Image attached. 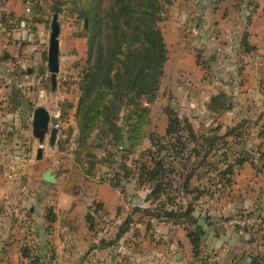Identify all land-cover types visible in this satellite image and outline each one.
I'll return each instance as SVG.
<instances>
[{"label":"rangeland","instance_id":"rangeland-1","mask_svg":"<svg viewBox=\"0 0 264 264\" xmlns=\"http://www.w3.org/2000/svg\"><path fill=\"white\" fill-rule=\"evenodd\" d=\"M22 1L31 10L28 17L33 25L30 26L29 34L20 35L17 41L22 45L28 44L32 49L30 54H25L29 59L18 79L24 86V99L21 102L25 106L23 109L20 105L13 108L11 102L9 106L8 102L13 98L11 95L9 98L4 96L1 104V111H18L11 121L8 117L7 121L2 122L5 126L0 131V166L5 172L7 189L2 197L7 202L5 213L11 219L12 227H17V231H11L13 235L17 233L20 237L31 233L33 230L29 229V224L33 222L32 218H36V215L45 218V214L48 217L57 205L63 207L59 210V216L63 217L66 214L64 207L68 201L73 202L71 211L78 222L84 212L92 213L99 203L101 210L95 218L97 227L96 236H93L98 241L104 238L107 241L105 243L113 242L123 221L130 214L133 224L130 233L142 236L146 230L147 241L151 246L159 245V249L169 248L166 244L178 237V229L198 232L200 245H203L200 259L191 260L183 252L179 260L181 264H205L211 259L214 250L209 248L213 243L218 244L220 238V243L229 247L225 264H264V47L261 50L258 48L254 56L259 58L254 68L252 61L256 59H245L246 55L239 49L242 33L228 38L230 31H236L234 28L240 24L241 16L235 17L234 22L237 23L233 30L227 27V36L220 37L222 31L208 36L203 29H198L196 20L201 18V11H213L214 3L210 0H172L164 13V20L159 27L165 37L168 58L155 99L144 105L149 113L148 122L142 129L143 135L147 136L151 132L164 135L166 116L163 111L166 107L187 118L198 136H221L226 129L231 128L236 132L235 139L228 138L226 145L219 144V149L206 159L205 165L195 169L196 176L190 183V189H197L201 194L183 193L181 184L185 175H178L171 182L169 191L160 198V203L150 204L145 202L150 191L148 187H137L133 180L121 182L119 189L111 187L114 180L112 172L116 166L113 162L110 166L101 165L103 159L120 161L121 153L118 150H122L125 144L115 149L105 145L104 141V148L97 149L96 130L88 135L85 146L80 148L77 142L75 107L80 95L78 83L86 60L85 22L71 12L70 4L62 6L60 13H57L60 28L59 70L55 88L52 89L47 70V48L53 17L51 9L57 0ZM196 1L201 4L200 9ZM202 2L206 8H202ZM235 2L239 12L244 15L242 17L248 19L250 16L247 13L254 9L256 1L243 0V5L242 0ZM19 20L26 21L23 18ZM215 36V42L211 47L208 46V40ZM220 90L227 93L224 107L218 112L209 113L211 110H206L204 104L210 93ZM180 98L182 101L178 100ZM38 107L49 113V131L53 127L58 129L53 146L48 143L49 131L41 145L32 136L33 111ZM39 147L43 152L41 159L37 160L36 151ZM150 148L149 141L144 140L140 148L132 150V154L127 156L125 164L134 169L140 160H145L140 153ZM88 153H92L94 158ZM239 156L249 157V162L233 169V175L229 178L231 185L226 186L224 183L227 178H222L221 173ZM197 162V159L192 158L187 167L194 169ZM182 164L184 162L174 163L176 171H187L181 169ZM49 169L51 175H55V184H48L41 179ZM189 202L194 208L196 223L173 222L179 227L175 230L163 228L156 231L154 223L144 228L146 221L142 219L141 213L133 212L137 205L148 206L153 211H168L178 210V206L185 208ZM108 205L112 207L109 211ZM14 210H17V214ZM137 222L141 223L139 228L134 225ZM119 242L125 243L124 239ZM39 247L34 244L32 250ZM118 255L121 262L128 261V254ZM8 260L9 257H0V264H8ZM50 260L46 259L42 264H50ZM12 262L19 264L15 260L9 264ZM168 262L175 264L173 255L169 256Z\"/></svg>","mask_w":264,"mask_h":264},{"label":"trees","instance_id":"trees-1","mask_svg":"<svg viewBox=\"0 0 264 264\" xmlns=\"http://www.w3.org/2000/svg\"><path fill=\"white\" fill-rule=\"evenodd\" d=\"M67 4L72 6V13L86 22V60L78 83L80 95L75 107L77 142L80 148L86 145L92 130H96L97 149L103 147L104 141L105 145L115 149H119L120 144H125L122 150H118L121 153L120 161L103 159L101 165L110 166L113 162L116 166L112 172L114 180L112 179L111 187L119 189L121 182L131 180L137 187H148L150 191L145 201L150 204L160 203V198L169 191L171 182L178 175H185L181 184L183 193H199L197 189L189 187L195 176V169L205 165L206 159L217 152L219 144L226 145L228 138L235 139L236 130L226 129L221 136H198L187 118L166 107L163 111L167 117L164 135L151 132L144 136L142 131L148 122L149 113L144 105L155 99L168 58L159 24L164 20V13L171 6L172 0H57L51 9L53 15L60 13L62 6ZM241 45L246 54L255 51L254 47L248 45L245 36ZM225 98L223 93L212 96L207 109L218 112V109L224 107ZM144 140H148L152 148L140 153L145 160H140L133 169L125 164L126 158L132 154V150L140 148ZM76 154L79 155L78 152ZM88 154L94 158L92 153ZM192 158L198 160L194 169L187 167ZM248 158L239 156L232 165L227 166L221 173L222 178H227L224 185H231L229 178L233 175V169L241 168L249 162ZM176 161L184 162L181 169L187 171H176ZM96 207L95 214L100 210L99 205ZM133 212L159 221L191 225L196 223L191 202L185 208L178 206V210L153 211L150 207H135ZM47 218L51 223L55 220L52 213ZM85 221L88 230L96 232L95 217L88 213ZM131 222V218L127 216L115 239L123 236ZM185 231L194 257L200 259V235L196 231ZM107 244L100 243L101 246ZM30 253V248L25 247L21 255L28 260V264H41L42 258Z\"/></svg>","mask_w":264,"mask_h":264},{"label":"crops","instance_id":"crops-1","mask_svg":"<svg viewBox=\"0 0 264 264\" xmlns=\"http://www.w3.org/2000/svg\"><path fill=\"white\" fill-rule=\"evenodd\" d=\"M210 1L214 3L213 11H201L202 19L199 17L196 20L199 25L198 29H203L204 32H206L205 34H207L208 36H214L216 33L222 31V36L220 37H225L227 36V27H230V29L233 30L232 28L237 23L234 22L235 17L240 15V24L236 26V28H234L236 30L234 31V33L230 31L228 38H232L233 34V37H236V33H242L239 49L243 52L244 55H246L245 59H256V61H252L255 68L256 63L258 62L257 59L259 58L254 56L257 55L256 52H258V48L261 50L264 47V0H255L256 3L254 9L251 12L247 13V15L250 16L248 19L242 17L244 15L242 14V12H239L240 10L236 5L237 3L235 2V0H226L227 2L225 0ZM196 2L198 3L199 1ZM202 4L204 3L202 2ZM243 4L244 3L242 0V5ZM197 7L198 9H200L201 4H199ZM203 7L206 8V4L202 5V8ZM176 11L178 13V10ZM241 11H245V9ZM227 13L228 17L226 18ZM29 14V7L24 6L22 0H0V131H3L5 126L4 124H2V122L7 121L8 117H10L11 121L14 117L17 116L16 114L18 112L1 111V108H3L1 104L4 100V96L9 98V95H11L13 97L12 100L10 99V101L8 102L9 106L11 102L13 108L14 106L20 105L23 109V106H25V103L21 102V100L24 99V86L18 82V79L20 78L21 69L24 68L25 62L28 61L27 59H29V56H25V54H30L32 49L28 44L22 45V43H17V41L20 35H28L30 26H33L29 21ZM20 18L26 19V21L19 20ZM256 20H258L257 24H255ZM243 36L246 37L248 45L255 48V51H253L252 53L246 54L244 52V48L241 45ZM215 38L216 36L208 40V46L211 47V44L215 42ZM34 58L36 59V57ZM219 93H223L225 96L227 95L226 92L221 90L210 93L208 101H206L207 103L204 104V108L206 110L210 98ZM178 100L182 101L181 98ZM208 112L211 113L212 111ZM4 173L5 172L3 167L0 166V257L1 259L2 257H9L8 264L12 260H15L16 262L19 261V264H23V262L24 264H28V260L23 259L21 255L22 249L25 247L30 248L31 255H34L35 253L38 256L42 257L41 264L46 259H51L50 264H173L168 262V258L170 255H173L175 264H181V261L179 262V260L181 259L183 252L184 254H187L188 258L191 257V260H197L193 255V248L184 228H182L181 230L178 229L180 233H178V237L175 240H173L172 238L170 239L171 241L167 242L166 246H168L169 248L163 247L162 249H159V245L157 244L151 246L149 241H147V239L145 238L146 230L145 232H143L142 236H138L136 233L134 235L130 233L132 230L130 229V227L131 225H133L132 222L131 224H129L128 230L123 234L121 238H113L112 244L108 245L107 243H105L107 241H104V238L98 241L97 239H95V237H93L96 236V233L90 232L88 230V225L85 221L86 215L88 213L90 214L91 212H84L83 217L80 218L78 222H76L77 218L73 215V210L71 211L73 202L70 203V201H68L67 206L64 207L66 208V214L63 217L59 216V210H62L61 208L63 207H61V205H57L51 211L55 216L54 222H49L47 214H45V218L42 215H36V218H32L33 222L29 224L31 225L29 229L33 230L31 233L28 232L27 234L21 235L20 237L17 235V233H15L14 236L11 231H17V227H12V221L8 217L7 212L5 213V204L7 202L3 201L4 199L2 197L3 193L7 190L5 188L6 183L4 181ZM23 202L26 204L25 198ZM98 204L99 203H97V205ZM135 207L140 209L149 208L148 206L142 207L140 205H137ZM48 208L50 209L51 207ZM107 208L108 211L112 209V207L109 205ZM80 211H82L83 213L82 207H80ZM94 212L95 211H93L91 215L96 218L97 214H95ZM141 217L146 221L144 228H147L152 223L155 224L156 231L160 229L163 230V228H166V230H175L179 228L178 225L173 223L172 221H159L156 219H150L149 217H146L142 214ZM140 224V222H137L134 225L136 226V228H139ZM48 230L50 232H46ZM137 232L139 231L137 230ZM9 233L10 235H8ZM121 239H124L125 243L119 242ZM217 241L219 243L216 245L215 243H213L212 247H210L209 249L213 250L225 244L220 243L221 238ZM101 242L107 245L101 246ZM34 244H37V246L40 245L39 249L35 251L32 250V246L34 247ZM130 247H132L131 250ZM173 249H175L176 251ZM200 249H203V245L200 247ZM169 251L171 252L169 253ZM118 253L128 254V261H124V263L121 262L119 260L120 258ZM165 261L168 263H165ZM11 264H13V262Z\"/></svg>","mask_w":264,"mask_h":264},{"label":"water","instance_id":"water-1","mask_svg":"<svg viewBox=\"0 0 264 264\" xmlns=\"http://www.w3.org/2000/svg\"><path fill=\"white\" fill-rule=\"evenodd\" d=\"M86 26V22H85ZM59 25L57 15H53L50 23V33L49 42L47 48V70L50 73V79L52 84V89L56 85V75L59 70V46H58V35H59ZM50 116L49 113L42 107H38L33 111L32 116V136L38 140L40 145L44 142L45 137L49 131ZM58 129L53 127L49 131L48 143L53 146L56 140V134ZM42 148L39 147L36 151V159L39 160L42 157ZM42 181L48 184H55V175H51V170H47L43 176Z\"/></svg>","mask_w":264,"mask_h":264},{"label":"built area","instance_id":"built-area-1","mask_svg":"<svg viewBox=\"0 0 264 264\" xmlns=\"http://www.w3.org/2000/svg\"><path fill=\"white\" fill-rule=\"evenodd\" d=\"M17 214V210L13 211ZM249 222V221H248ZM239 224V223H237ZM242 225V224H241ZM226 226V224H224ZM229 253V247L227 244H224L217 249H214L211 254V259L205 264H225V259Z\"/></svg>","mask_w":264,"mask_h":264}]
</instances>
